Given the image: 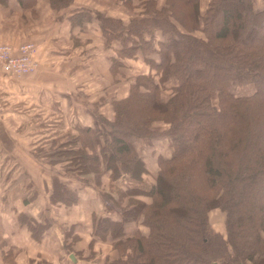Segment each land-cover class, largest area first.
Here are the masks:
<instances>
[{
	"label": "trees",
	"instance_id": "1",
	"mask_svg": "<svg viewBox=\"0 0 264 264\" xmlns=\"http://www.w3.org/2000/svg\"><path fill=\"white\" fill-rule=\"evenodd\" d=\"M18 1L28 6L32 0ZM48 2L58 10L72 0ZM199 2L167 0L168 8L151 17L125 26L116 20L115 28L101 25L108 41L121 40L120 57L141 54L155 73L135 76L128 95L113 100L112 121L98 115L110 128L104 145L99 128L82 126L49 154L51 160L72 161L71 171L99 176L103 164L112 179L132 182L117 198L102 194L120 216L93 215V233L104 240L124 236V225L134 218L148 233L116 238L119 255L104 264H264V8L256 10L254 0H210L201 14ZM169 12L188 31L202 24L205 39L175 29ZM154 27L164 36L158 48L150 39ZM170 79L175 83L163 101L161 89ZM235 80L255 83V92L235 95L229 89ZM215 93L218 107L211 105ZM154 121L169 126L158 132ZM161 135L168 136L171 152L156 156L153 183L142 188V175L149 171L134 143ZM54 182L53 201L77 199ZM215 208L225 215V235L209 224L208 213Z\"/></svg>",
	"mask_w": 264,
	"mask_h": 264
},
{
	"label": "crops",
	"instance_id": "2",
	"mask_svg": "<svg viewBox=\"0 0 264 264\" xmlns=\"http://www.w3.org/2000/svg\"><path fill=\"white\" fill-rule=\"evenodd\" d=\"M83 8L93 13L92 21L73 25L70 19ZM99 13L114 16V9L105 0H72L58 10L48 0H32L28 6L18 0H0V43L31 39L37 45L38 59L37 70L23 81L0 69V264H68V260L79 264L76 256L75 263L69 258L71 251L66 250L64 235L77 233L84 241L93 237L95 191L75 189L83 195H77L74 202L53 201L51 181L62 184L60 175H43L42 182L35 181L39 190L33 191L32 174L16 171L17 165L26 168L32 164L34 129L39 132L44 128H34V117L43 118V110L50 111L51 117L63 118V126L53 133L60 134L64 127L69 134L76 132L72 124L80 125L82 118L93 123L99 113L113 119V100L126 97L128 85L125 91L109 87L113 80L110 66L117 49L114 41L107 43L101 32ZM119 15L121 21H127L122 10ZM128 60L125 58L126 64ZM132 62L133 66L145 64L140 57ZM169 96L160 93L163 101ZM34 100L44 108L42 112L33 111ZM49 103H55L58 110L49 108ZM67 122L71 129L68 124L66 127ZM17 151H22L23 157L19 158ZM124 227L125 234L129 233V224Z\"/></svg>",
	"mask_w": 264,
	"mask_h": 264
},
{
	"label": "rangeland",
	"instance_id": "3",
	"mask_svg": "<svg viewBox=\"0 0 264 264\" xmlns=\"http://www.w3.org/2000/svg\"><path fill=\"white\" fill-rule=\"evenodd\" d=\"M107 4L111 5L114 9V16L108 15L107 14H102L99 13L98 14V19H99V25H100V30H101V25L103 24L106 29L107 26H111V28L114 27V24H118L120 25L116 20H119V22L122 25H129L131 20H135V19H139V18H145V17H151L152 14L154 15V11H159L162 10L164 8H168L167 5V0H105ZM210 0H200L199 2V10L201 12V14H203L205 12V9L208 6ZM153 4V7H152ZM63 8V7H62ZM254 8L256 10H260L262 8H264V0H254ZM123 11V15L128 16L127 21H121L120 20V15L119 12ZM178 11V10H177ZM92 16L93 13L90 11V9H81L79 10L78 13H76L73 18L70 19L71 23L73 25H78V24H83L84 22H89L92 21ZM169 21L172 24V26L179 30L181 33H190L196 37L205 39V35L203 33V31L201 30V26L202 24H200V27L197 29H194L192 31H188L186 30L169 12ZM104 19V20H103ZM110 20H113L112 22H110ZM187 22V20L185 21ZM188 23V22H187ZM112 24V25H111ZM115 28V27H114ZM102 32V30H101ZM103 33V32H102ZM149 33V32H148ZM148 33H144V37L146 39H149L150 36L148 35ZM153 34V37H151V41L154 44V47L158 48V40H162V38H164L162 31L156 27L152 28V32H150ZM149 33V34H150ZM104 35V34H103ZM105 37V36H104ZM109 38V37H108ZM106 41H108V39H106ZM114 41V45H116V47H114V57L113 59H115L114 61V72L111 69L110 66V72L113 76V82L111 81V85H109V87L111 86L112 89H116L117 91L120 90H124L125 91V87L126 85H128V91H129V87L131 85V83L134 81L135 76L139 75V74H147V73H155V69L151 68L149 63H147L141 54H138V56H128L129 60H128V64L125 63V58L127 57H120L121 54H118V49H120L121 47V40L120 39H113L108 41L107 43H110ZM27 42H31L34 44V48H35V52H34V57H35V62H36V66H35V70H37V66H38V59L36 57V52H37V45L36 43L31 40V39H20L17 43H12V42H7V44L11 45L12 47L15 46H20L23 43H27ZM131 42V41H129ZM128 42V43H129ZM2 43V42H1ZM0 43V44H1ZM142 53V52H139ZM148 55L153 56L154 58H158L156 54H154V52H150ZM137 57H140L143 59L145 64H135L133 66V62L132 59L136 60ZM53 58H55L53 56ZM112 59V61H113ZM49 61V59H48ZM116 61L118 64H116ZM102 67H100L99 69H101ZM1 69V67H0ZM2 70V69H1ZM31 71V72H33ZM98 71V70H97ZM3 73H5L2 70ZM30 72V73H31ZM30 73H26L24 75L21 76H13L15 77L17 80H24L25 77L29 76ZM8 74V73H5ZM10 75V74H8ZM12 76V75H11ZM98 84H100L101 80L96 79ZM104 82V81H102ZM175 79H170L169 81H167L166 83V87L165 89H161V92L164 95H170L171 93V86L174 84ZM108 83V82H107ZM229 89L231 92H233L235 95H240V96H250L255 92L256 89V85L255 83L251 82V81H231L229 84ZM128 95V93H127ZM126 95V96H127ZM36 96V95H35ZM124 98V97H123ZM165 98V97H164ZM97 103V102H96ZM100 104H98L99 106ZM211 105L213 107H218L219 106V98H218V94L215 93L212 98H211ZM49 108H52L53 110H58V108L56 107L55 103H49ZM106 112L108 111L109 107H106ZM33 111L34 112H42L41 110H43L44 108H42V106L36 102L35 100L33 101ZM97 109V108H96ZM103 110V109H102ZM45 111V113H43L44 115L42 116L43 118L39 117H34V128L39 129V126H43L44 128H42L39 132L40 134L35 135V133H39L36 132L38 130L34 129V146H33V152H32V164L31 165H27V167L25 168V166H20L17 165V174L18 173H31L34 179V187H33V191L35 190H39L38 188V184L37 182H42L43 179V175L50 177L52 175V177H56L58 175H60V181H62V185L64 186V189L67 192H74L76 195H83L81 193H76L75 189H82L85 191H90L91 193H95L96 192V201L93 205L94 207V211L92 213V216L95 215L96 217H100V216H106L111 218V219H116L114 217H116V213L119 215V213L117 212V210L112 207L114 205H112L110 202V204L112 206H110L109 204H106L104 201V198L102 196L103 193L105 192H113L115 194V198H117V194L118 192L121 190H124L126 187H130L132 185V182L130 181L129 177H125V178H116V179H112L110 177L111 172L108 170H105L103 167V164L101 165L102 168V172L99 176H94V174L92 173H78L76 171H71L70 169L71 166L69 163H71L72 161L65 160L67 159L66 157H56L53 158L51 160L48 159L49 154L54 150L53 148H57V143H61L64 142L65 140H67L68 137H72L74 135L77 134V129L79 127L84 126H88L89 124L87 122H89L86 118H82L80 121V125H78L77 122L73 123L72 125L76 126L75 133H66L64 132L65 129L63 127V130H61L60 134L57 133H53V129L58 130L59 126H63V121H62V117H51L49 116L51 113L48 110H43ZM108 113V112H107ZM48 115V116H47ZM98 115H100L99 113L96 114L95 118L93 119V123L89 122L91 124L90 127H97L99 128L103 134L100 135V145H104L105 144V138L106 136V132L109 131V127L103 123L99 118ZM114 119V118H113ZM112 118H108L106 117V120H113ZM80 120V119H79ZM45 121V122H44ZM44 123V124H42ZM85 123V124H84ZM42 124V125H40ZM69 126H68V125ZM66 127H70L72 126L71 124H69L68 122L65 124ZM46 126V127H45ZM169 124L168 123H164L162 121H154L152 124V129L157 130L158 132H165L168 128ZM71 129V127H70ZM59 131V130H58ZM69 131V130H68ZM41 133H47V134H41ZM46 139V142H45ZM44 142V143H43ZM43 143V144H41ZM169 143L170 140L168 139V136L166 135H161L158 136L157 138L151 139V138H140L137 142H135V148L138 149L140 151V153L142 154V157L144 159V161H146L145 165L147 168H149V172L148 174L143 173L142 175V179H143V183L139 184L140 187L142 188H148L147 186L151 185L153 183V176L156 173V170L158 169L157 167V159L156 156L158 154H161L163 156H168L171 152V148H169ZM43 145V146H42ZM45 145V146H44ZM66 145V144H63ZM61 146L64 149H73L76 146L73 145H66V146ZM99 147V146H98ZM68 154V153H66ZM17 156L23 157V152L22 151H17ZM27 156H28V152H27ZM68 156V155H67ZM19 158H17L19 160ZM56 160H60L58 162H55ZM98 175V174H96ZM53 188H55L56 183L53 181H51ZM75 187V188H74ZM95 191V192H94ZM136 198L134 199H141V200H145L147 198L143 197V196H135ZM127 205V201L123 198V201L121 202V207H125ZM133 208V207H132ZM120 216V215H119ZM208 218H209V224L211 225L212 229L214 228H219L222 229L223 232L222 234L225 235V215L224 213L219 209V208H215L212 209L211 211H209L208 213ZM141 219L136 220V218L130 220V222H128L129 224V233L125 234L124 236H112V235H108L106 236V240L102 239V237L95 235L93 233V237L89 240V241H84V238L81 236H79L77 233H72V232H68L64 235V242L67 245L66 250L68 252L71 251V253L74 254V256H76L78 258V263L79 264H99V260H103L101 262V264H104L105 262H107L108 260H112L116 257H118L119 255V250H118V246H115V241L116 238L119 239H124L125 237L132 235L134 233V231H139L142 232L143 234H147L148 233V229L146 226H144L143 224L140 223ZM214 227V228H213ZM125 230V227L124 229ZM94 231L93 229V225H92V232ZM100 233V232H99ZM101 234V233H100ZM99 234V235H100ZM102 235V234H101ZM130 251V250H128ZM69 256V255H68ZM67 257V256H66ZM68 264H72L69 260L67 261ZM75 263V262H74Z\"/></svg>",
	"mask_w": 264,
	"mask_h": 264
},
{
	"label": "built area",
	"instance_id": "4",
	"mask_svg": "<svg viewBox=\"0 0 264 264\" xmlns=\"http://www.w3.org/2000/svg\"><path fill=\"white\" fill-rule=\"evenodd\" d=\"M34 44L23 43L12 47L7 43L0 44V67L12 76L28 74L35 69Z\"/></svg>",
	"mask_w": 264,
	"mask_h": 264
},
{
	"label": "water",
	"instance_id": "5",
	"mask_svg": "<svg viewBox=\"0 0 264 264\" xmlns=\"http://www.w3.org/2000/svg\"><path fill=\"white\" fill-rule=\"evenodd\" d=\"M69 258H70L73 262L76 261V257L74 256L73 253L69 254Z\"/></svg>",
	"mask_w": 264,
	"mask_h": 264
}]
</instances>
